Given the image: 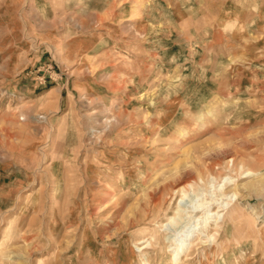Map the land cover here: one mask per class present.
I'll list each match as a JSON object with an SVG mask.
<instances>
[{
	"label": "rangeland",
	"instance_id": "374dc122",
	"mask_svg": "<svg viewBox=\"0 0 264 264\" xmlns=\"http://www.w3.org/2000/svg\"><path fill=\"white\" fill-rule=\"evenodd\" d=\"M0 264H264V0H0Z\"/></svg>",
	"mask_w": 264,
	"mask_h": 264
},
{
	"label": "bare ground",
	"instance_id": "6f19581e",
	"mask_svg": "<svg viewBox=\"0 0 264 264\" xmlns=\"http://www.w3.org/2000/svg\"><path fill=\"white\" fill-rule=\"evenodd\" d=\"M222 205V204H221ZM197 207V206H196ZM200 207V206H199ZM208 207V206H207ZM194 208V207H193ZM197 209V208H196ZM192 210H194V209H192ZM204 210V209H203ZM197 213V212H196ZM215 213V216L217 215V212H213V213H211L210 215H212V214H214ZM213 216V215H212ZM194 217V216H193ZM171 219H172V217H171ZM173 220V219H172ZM215 221V220H214ZM170 222V221H169ZM172 222H174V221H171L170 223H172ZM164 226V225H163ZM183 227H184V225H183ZM188 227H190V226H188ZM194 228V227H193ZM198 229H200V226H199V228ZM203 229V228H202ZM182 230L183 229H181L180 231L182 232ZM188 230H189V228H188ZM187 230V231H188ZM192 230V229H191ZM189 232V231H188ZM187 232V233H188ZM192 232V231H191ZM201 232V231H200ZM192 233H194V232H192ZM206 233H207V231H206ZM182 237H181V239L178 241V242H176L175 243V245H174V247H173V249H172V251L173 252H175V256H178V254L180 253V252H182V250L184 249V245H185V243H184V240H187V239H184V237L185 236H187V238H188V235H189V233L188 234H185L184 235V233L183 234H180ZM192 235V234H191ZM190 235V236H191ZM189 239V238H188ZM190 240V239H189ZM189 243V242H188ZM189 246V245H188ZM174 257V256H173ZM178 258V257H177ZM174 259H176V257L174 258Z\"/></svg>",
	"mask_w": 264,
	"mask_h": 264
}]
</instances>
